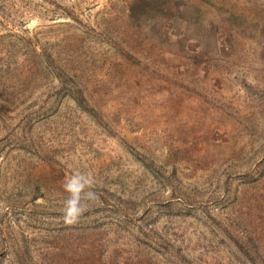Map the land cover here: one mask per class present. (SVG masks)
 <instances>
[{
    "label": "rangeland",
    "instance_id": "rangeland-1",
    "mask_svg": "<svg viewBox=\"0 0 264 264\" xmlns=\"http://www.w3.org/2000/svg\"><path fill=\"white\" fill-rule=\"evenodd\" d=\"M0 264H264V0H0Z\"/></svg>",
    "mask_w": 264,
    "mask_h": 264
},
{
    "label": "clouds",
    "instance_id": "clouds-1",
    "mask_svg": "<svg viewBox=\"0 0 264 264\" xmlns=\"http://www.w3.org/2000/svg\"><path fill=\"white\" fill-rule=\"evenodd\" d=\"M95 185L96 180L91 173L75 171L65 177L62 187L67 196L63 201L62 213L67 223H75L84 213L89 202L98 198L94 190Z\"/></svg>",
    "mask_w": 264,
    "mask_h": 264
}]
</instances>
